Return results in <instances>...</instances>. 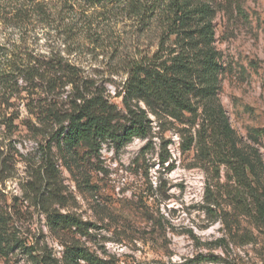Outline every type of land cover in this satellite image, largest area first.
Segmentation results:
<instances>
[{
	"label": "rangeland",
	"instance_id": "1",
	"mask_svg": "<svg viewBox=\"0 0 264 264\" xmlns=\"http://www.w3.org/2000/svg\"><path fill=\"white\" fill-rule=\"evenodd\" d=\"M172 1L0 0V64L16 70L0 84V211L15 240L0 264H67L77 245L103 264H264V0H201L222 71L196 113L134 100L146 136L69 153L41 112L70 110L76 85L126 114L130 65L179 48ZM58 62L77 84L49 82ZM50 212L85 224L53 228Z\"/></svg>",
	"mask_w": 264,
	"mask_h": 264
},
{
	"label": "trees",
	"instance_id": "2",
	"mask_svg": "<svg viewBox=\"0 0 264 264\" xmlns=\"http://www.w3.org/2000/svg\"><path fill=\"white\" fill-rule=\"evenodd\" d=\"M89 1L94 3L106 0ZM172 2L175 16L170 22V33L177 34L179 48L170 52L166 58L162 48L152 57L134 61L130 65L128 78L118 93H124L126 114L121 115L117 106L103 94L81 91L75 85L80 80L75 66L58 62L60 65L55 70V78L51 77L49 82L57 85L60 80L66 79V84L75 85V92L69 95L71 108L65 112L48 107L40 109L45 116H51L60 124L52 135L58 148L69 153L81 149L92 153L106 141L122 144L134 137L146 136V112L141 107L139 111L135 110L132 107L134 100L144 101L154 110H167L173 116L180 117L185 112L196 113L200 100L215 96L222 65L218 61L220 53L213 46L216 31L211 19L212 8L201 0ZM5 55L4 47L0 44V63ZM15 71L0 64V84L9 82ZM35 72L38 73L39 68ZM261 208L264 213V204H261ZM49 219L51 226L56 229H81L85 224L68 213L50 212ZM6 224L7 221L0 211V253L5 256L13 249L15 241L5 229ZM23 245L21 243L20 247ZM25 248L31 249L30 254H33V247ZM65 257L67 264H81V260L87 264H103L98 256L78 245L69 246Z\"/></svg>",
	"mask_w": 264,
	"mask_h": 264
}]
</instances>
